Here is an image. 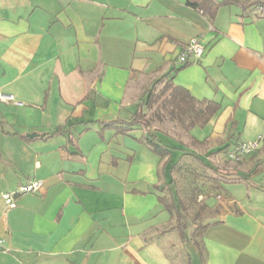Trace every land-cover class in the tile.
<instances>
[{
    "label": "crops",
    "instance_id": "0c3cea01",
    "mask_svg": "<svg viewBox=\"0 0 264 264\" xmlns=\"http://www.w3.org/2000/svg\"><path fill=\"white\" fill-rule=\"evenodd\" d=\"M260 7L221 3L209 18L187 0H0V93L13 95L0 98V264H264ZM197 36L204 54L181 63ZM162 74L220 104L185 140L155 128L176 142L169 157L144 127L108 125ZM34 179L42 189L8 208L3 193ZM196 183L206 191L192 202Z\"/></svg>",
    "mask_w": 264,
    "mask_h": 264
},
{
    "label": "trees",
    "instance_id": "16d2710c",
    "mask_svg": "<svg viewBox=\"0 0 264 264\" xmlns=\"http://www.w3.org/2000/svg\"><path fill=\"white\" fill-rule=\"evenodd\" d=\"M196 8L200 9L209 18H212L218 6L221 3L236 2L245 6L261 5L264 8V0H187ZM189 62H185L187 64ZM165 80V84L157 90L159 82ZM220 104L212 99H198L194 97L188 89L174 83L173 78L168 74H162L152 82L151 86L147 89V94L143 99L136 103L135 111L130 119H116L110 122L108 125L114 126L119 133H127L129 130L140 125L144 127L147 132L145 135V141L148 145L157 153L162 156L170 155L172 151L171 145L165 144L158 137L157 131L151 130V123L158 119L164 121L167 117L175 120L183 129L189 130L195 125L206 124L211 117L219 110ZM177 162L173 163L170 168L175 167ZM213 183L211 189H215V192L219 189V178L210 177ZM192 188V202L197 201V197L200 192L206 191L202 189L204 184L196 183ZM210 189V190H211ZM209 190V189H208ZM182 199H175L176 207H184L185 204ZM169 206V205H168ZM171 208V206H169ZM207 208V204L204 202L199 203L197 211L195 212L194 220L196 221L195 236H202L207 223L203 222L201 213ZM181 217V212H180ZM199 220V222L197 221Z\"/></svg>",
    "mask_w": 264,
    "mask_h": 264
},
{
    "label": "built area",
    "instance_id": "2783aa9c",
    "mask_svg": "<svg viewBox=\"0 0 264 264\" xmlns=\"http://www.w3.org/2000/svg\"><path fill=\"white\" fill-rule=\"evenodd\" d=\"M263 9L262 7H260ZM205 46L201 41V37L197 36L192 38L189 42L183 45V48L178 56V60L181 63L190 62L191 60H198L204 54ZM0 98L12 99L13 95H6L0 93ZM260 139L256 138L251 141H239L235 143L234 146L229 148L228 156L233 160H241L246 155L252 153L259 146ZM43 187V180L34 179L28 183L21 184L12 191H7L3 193V198L5 199L8 208L17 205L16 198L18 195L26 192H37ZM9 249L6 246V239L0 235V252H7Z\"/></svg>",
    "mask_w": 264,
    "mask_h": 264
},
{
    "label": "rangeland",
    "instance_id": "374dc122",
    "mask_svg": "<svg viewBox=\"0 0 264 264\" xmlns=\"http://www.w3.org/2000/svg\"><path fill=\"white\" fill-rule=\"evenodd\" d=\"M164 84H165V80H162L161 82H159L157 86V90L160 89ZM155 128L163 129L165 130V132L177 135L179 138H183V135H185L186 133L185 130L175 120L169 117H167L164 121H160L158 119L154 120L151 123V130H154ZM157 134L160 137V139L165 143H169V144L176 143L171 137H168L167 135H164V134L162 135L160 131H157ZM186 137L187 135H185V138L183 139L185 140ZM183 150L186 151V147H183ZM176 152H180V151H177V150L173 151L172 162L179 156V154L178 156L176 155ZM193 162L196 163V161H193ZM178 189L181 192H185V190H187V184L178 187Z\"/></svg>",
    "mask_w": 264,
    "mask_h": 264
}]
</instances>
